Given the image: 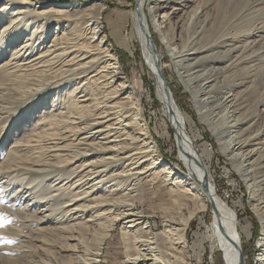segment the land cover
Masks as SVG:
<instances>
[{
	"label": "bare ground",
	"instance_id": "1",
	"mask_svg": "<svg viewBox=\"0 0 264 264\" xmlns=\"http://www.w3.org/2000/svg\"><path fill=\"white\" fill-rule=\"evenodd\" d=\"M135 1L136 8L131 13L133 30L123 40L132 53L137 40L144 57L141 69L147 68L153 74L161 123L165 125L162 128L172 131L177 144L175 163L165 158L151 133L152 122L147 121L141 94L144 71L139 72L142 79L132 81L125 76L117 54L102 36V8L82 14L75 6L77 3L6 0L5 11L14 13V18L2 30L0 47L8 40L19 42L24 33L17 35L15 31L21 23H27L28 29L31 17L74 13L65 21L60 18L63 22L58 25L66 30L60 37L55 35L53 45L39 48L45 42L46 32L39 37L35 31L15 51V66L0 75V88L7 91L0 95V102L12 103L8 95L16 93L13 85L19 82L30 85L28 91L36 86L35 81L39 86L23 103L45 85L65 86L62 81L68 78L69 84H77L65 94L81 95L71 100V109L65 107L57 115V122L62 114L73 121L58 124L47 119L42 127L44 134L39 137L59 140L52 142L53 152L58 151L52 157L66 156L70 164L80 162L79 169H72L75 177L69 181L71 188L79 190L64 194L62 207L73 222H80L67 227L75 226L74 233L82 238L91 218L103 230L104 226L108 229L107 235L121 222L125 251L130 256L127 264H187V230L194 216L203 212L212 216L211 256L214 258L221 251L228 256L229 264H246L243 240L250 228L243 226L245 229L241 230L236 206L218 194L211 164L207 162L210 152L199 144L202 125L216 144L215 153L227 162L245 188L248 213L256 216L260 230L255 262L264 264V0ZM163 46L164 54L160 52ZM49 56H54L56 62L66 56L60 64L64 69L58 79L49 71L45 60ZM165 59L172 80L189 95L196 121L177 104L171 80L165 75ZM6 67L7 64L1 66L5 70ZM0 129L6 131L7 121ZM58 133H67L65 148L59 145L65 139L59 138ZM51 167L54 172L62 171L55 165ZM142 178L169 185L179 213L178 219L170 221L160 233L149 223L141 222L140 211L133 208L134 199L142 192ZM108 183L111 184L107 186ZM56 190L65 193L66 188L60 185ZM90 212V219H82ZM78 213L83 215L73 219ZM104 219L102 225L100 221ZM97 247V252L92 253L96 258L90 259V264L100 262L97 258L101 247Z\"/></svg>",
	"mask_w": 264,
	"mask_h": 264
},
{
	"label": "rangeland",
	"instance_id": "2",
	"mask_svg": "<svg viewBox=\"0 0 264 264\" xmlns=\"http://www.w3.org/2000/svg\"><path fill=\"white\" fill-rule=\"evenodd\" d=\"M27 1L39 4L77 3L75 6L78 7V10L83 11L82 14L88 13L86 10L95 12L98 8L103 9L99 20L102 36L107 41L109 48L113 50L112 52L117 54L119 64L125 76L129 77L132 81L138 80L141 78L139 72L144 71V80L141 78V94L144 97L143 105L147 121L150 122L151 120L152 122L151 133L165 158L175 163L177 161L175 158L177 156V144H175L176 142L172 137V131L167 132V130L162 128L165 125L161 123V116L159 114L160 103L156 101L153 74L147 68L141 69L144 57L137 40L134 43L135 48L133 53L126 48L125 41L123 40L133 30L131 13L136 8V1ZM6 7V0H0V37L2 36V30L5 25H8L10 20L14 18L12 16L14 13L9 11L7 13L5 11ZM72 13L74 12H65L61 15L58 13H49L44 16L31 17L32 25L28 29L25 28L27 23H21L18 29L17 26L20 22L18 25H15L14 30L17 29L15 34L22 35L24 33V35L19 42L17 40L13 42L8 40L4 46L0 47V75L15 66L17 62V58L14 55L15 51L26 43L32 35V32L37 31L36 36L39 37L46 32L45 42L39 48L42 49L43 46L48 47L53 45L55 35L58 33L60 37L63 31L66 30L64 26L58 25V23L63 22L60 18H63L65 21L68 19L69 14ZM164 51L163 46L160 52L164 54ZM61 53L62 51L58 52V54ZM53 57L49 56L45 60L48 61L49 71L54 72L58 79L60 72L64 69L60 64H63L66 56H63L64 59L59 62L53 60ZM164 63L166 67L165 75L171 80L169 82L171 83L175 99L183 111L188 113L182 107L177 97V89L181 88L182 93L188 96L187 102L190 99L189 95L183 92L182 87H180V84L175 79L172 80L168 67V59H165ZM4 64H7L6 70L1 68ZM49 71H47V74H49ZM70 79L68 78L62 81L66 85L61 86L59 84L60 87L58 88L41 85V87H44L36 90V96L33 95L26 103L23 102L30 92L39 87L37 85L38 82L35 81L34 84L36 86H32L33 89L29 91L28 88L30 85L26 82H19L13 85L16 93L11 94V96L8 95L12 103L0 102V128L7 121L6 131L3 132L0 129V264H90V259L96 258L92 253L97 252L95 251L97 246L101 247L100 255L97 258L100 261L98 264H127L128 258L130 257L125 251L124 234H122L123 230H121L123 225L121 222H117L113 230L111 232L108 231L109 234L107 235V231L105 232V230L108 229L104 226L103 230V226L101 228V225H98V222H94V219L91 218V222L88 223L89 229L83 234L82 238L74 233L76 230L75 226L71 228L67 227L68 225L75 224V222H80V220L73 222L66 212H62L66 198L63 195H71L73 192L79 190L71 188V182L69 181L75 177L72 169H79L78 165L80 162L77 161L74 164H70L71 161L68 162L66 156L52 157L51 154L55 155L58 152H53L52 142L59 140H54L52 137L40 138L39 136L44 132L42 127L46 126L44 124L47 119L48 121L57 122L59 119V116H57L59 111L65 107L71 109V100L81 95L75 94L73 97L72 95H69V97L66 95L77 85L75 83L69 84ZM15 80L13 79V84ZM27 86L29 87L27 88ZM6 93V90L0 88V95ZM179 98L183 101L182 95H179ZM188 103L196 118V113L190 101ZM3 112L7 114H3ZM155 112L158 113L156 117L153 115ZM191 119L193 121L195 120L193 118ZM66 120H72V117L62 114L61 119L57 123L61 124ZM72 123L70 122L69 125H72ZM200 127L202 134L199 144L204 145L210 152L207 162L211 164L212 178L216 182L218 194L229 204L236 206L240 219L242 220L241 230L245 229L243 226L250 228L249 234L243 240L245 246L244 260L246 264H256L254 250L257 246L260 230L257 229L258 223L255 220L256 216L248 213L249 209L245 188L236 174L230 171L227 162L215 153L216 144L211 139L212 136L203 130L202 125ZM58 134L59 138L63 137L65 139L59 144L65 148L68 141H66L67 137L64 136L67 133ZM67 150L70 151V148L67 147ZM65 152L62 151V153ZM52 165L57 166L62 171H52L54 168L51 167ZM109 184L111 183H108L107 186ZM60 185L66 188L65 193L56 190ZM112 188L115 187L109 189ZM140 189L142 192L140 196L134 199L133 208L137 212L140 211L139 214H141V217L138 218H140L141 222L149 223L155 232L160 233L170 221H176L178 219L179 213H177V207L172 198L169 185L163 181L152 183L142 178ZM98 192L102 193V191ZM91 203L87 202L86 204ZM179 212H181V215L184 214V211L180 210ZM82 215L83 213H78L73 219L81 217ZM91 216L92 212L85 214L82 219L86 218L88 220ZM105 220L100 221V223L103 225ZM211 221L212 216L210 212L198 213L191 220L187 230V240L190 249V260L187 264H224L227 255L225 256L223 252V254L218 253L215 258L210 254L211 247L213 246V239L209 231ZM74 237L76 240H74ZM134 250L136 251V249ZM226 260V263H229L228 256Z\"/></svg>",
	"mask_w": 264,
	"mask_h": 264
},
{
	"label": "trees",
	"instance_id": "3",
	"mask_svg": "<svg viewBox=\"0 0 264 264\" xmlns=\"http://www.w3.org/2000/svg\"><path fill=\"white\" fill-rule=\"evenodd\" d=\"M170 86H171V84H170ZM171 90H172V93H173V89H172V87H171ZM177 92H178V94H177V97H178V99L180 100V102H181V104H182V107L183 108H185V110H187L188 111V115L191 117V118H193V119H195V114H194V112H193V110H192V108H191V106L189 105V101L187 102V95H185V94H183L182 93V90H181V88H178L177 89ZM179 95H182V97H183V101L179 98ZM173 96H174V93H173ZM174 98H175V96H174ZM176 100V99H175ZM177 102V101H176ZM177 104H178V102H177ZM179 105V104H178ZM180 106V105H179ZM181 108V107H180ZM182 109V108H181ZM195 121V120H194ZM208 137V136H207ZM253 221H255V220H253ZM257 229H259V226H257ZM253 244H254V241H253ZM218 253H222V252H218ZM217 253V254H218ZM217 254H216V256H217ZM223 254V253H222ZM221 255V254H220ZM215 256V257H216ZM214 257V258H215ZM225 257V256H224ZM227 262V260L225 259V262H224V264H229V263H226Z\"/></svg>",
	"mask_w": 264,
	"mask_h": 264
},
{
	"label": "water",
	"instance_id": "4",
	"mask_svg": "<svg viewBox=\"0 0 264 264\" xmlns=\"http://www.w3.org/2000/svg\"><path fill=\"white\" fill-rule=\"evenodd\" d=\"M239 249H240V255H241V253H242L241 248L239 247ZM241 260H242V259H241Z\"/></svg>",
	"mask_w": 264,
	"mask_h": 264
}]
</instances>
